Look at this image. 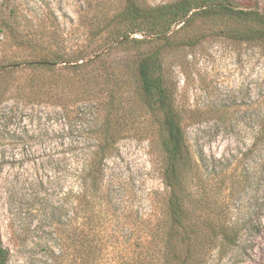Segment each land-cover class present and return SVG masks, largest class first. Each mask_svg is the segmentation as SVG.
<instances>
[{"label":"rangeland","instance_id":"374dc122","mask_svg":"<svg viewBox=\"0 0 264 264\" xmlns=\"http://www.w3.org/2000/svg\"><path fill=\"white\" fill-rule=\"evenodd\" d=\"M123 1L0 0V239L10 252L7 264H49L47 247L67 241L78 193L76 168L92 151L95 126L106 118L119 125L106 175L126 186L140 212L148 210L146 193L162 188L157 124L143 114L141 103L132 96L122 106H108L109 84L91 81L82 90L78 82L85 73L119 70L120 84L133 93L137 56L112 50L87 71L74 74L64 67L79 54H93L96 21ZM169 1L138 0L150 6ZM232 1L264 13V0ZM219 30L205 29L194 44L166 50L162 70L187 147L201 166L192 188L199 191L201 172L222 170L221 194L229 196L234 216L257 225L261 214L260 231L243 232L236 256H212L205 264H264V177L256 165L263 149L252 144L264 106V44ZM43 57L58 62L49 70L30 65ZM221 175L210 183H219Z\"/></svg>","mask_w":264,"mask_h":264},{"label":"trees","instance_id":"16d2710c","mask_svg":"<svg viewBox=\"0 0 264 264\" xmlns=\"http://www.w3.org/2000/svg\"><path fill=\"white\" fill-rule=\"evenodd\" d=\"M96 26L91 35H98L99 43L93 54H79L73 60L60 61L71 62L64 67L78 74L112 50L137 56V86L133 93L126 92L120 84L119 70L104 71L101 75L85 73L78 82L82 90L91 81L109 84L108 106H122L123 100L133 101L132 96L141 103L143 114L157 124L163 154L162 188L146 193L147 212L134 207L126 186L113 176L108 177L105 171L107 153L112 152L115 134L119 132L118 122L110 118L99 122L93 130L96 138L91 144L92 151L76 168L78 193L74 215L66 223L70 228L67 241L56 249L48 246L45 259L49 264H205L212 256L216 260L231 259L241 250L244 231H260L261 214H256L257 225L249 218L234 216L229 196L221 194L225 182L222 170L213 175L201 172L199 191L192 188L194 173L201 166L187 147L181 114L163 74V53L180 45L194 44L206 33L205 29L218 28L264 44V13L238 8L232 0H172L156 6L124 0L121 8L98 18ZM57 62L55 57H43L30 61V65L49 70ZM252 144L263 149L256 163L262 178L264 106ZM219 173L222 176L219 183L211 184V178ZM259 205L258 212L262 208ZM75 219L79 221L76 223ZM68 248L71 250L67 251ZM9 253L0 239V264L8 263Z\"/></svg>","mask_w":264,"mask_h":264}]
</instances>
